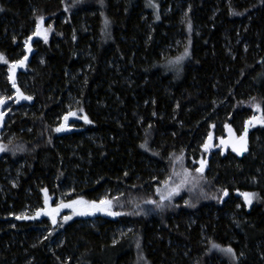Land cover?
I'll use <instances>...</instances> for the list:
<instances>
[{"label": "trees", "instance_id": "trees-1", "mask_svg": "<svg viewBox=\"0 0 264 264\" xmlns=\"http://www.w3.org/2000/svg\"><path fill=\"white\" fill-rule=\"evenodd\" d=\"M153 1L0 0V264H264V0Z\"/></svg>", "mask_w": 264, "mask_h": 264}, {"label": "rangeland", "instance_id": "rangeland-1", "mask_svg": "<svg viewBox=\"0 0 264 264\" xmlns=\"http://www.w3.org/2000/svg\"><path fill=\"white\" fill-rule=\"evenodd\" d=\"M150 4L152 5V7H154V1L153 0H150ZM184 59L181 60L179 63H175V66L177 69H179L182 64L185 62L186 60V56H183ZM176 61V60H175ZM14 67V66H13ZM14 86V85H13ZM16 104L15 100L14 99H11L8 100L6 103H4V107H5V111H4V114H1L0 115V119H2L6 114H8V112L11 110H13L14 108V105ZM8 111V112H6ZM1 121V120H0ZM251 124H250V127L251 128H254L256 126H261L262 124H264V122L262 121V114L260 111H257L255 116L253 117V119H251ZM213 135H211L210 138H208L207 142H206V145L211 143L212 144V148L216 149V148H220V146L218 145V141L216 139H213ZM224 138H227L226 137H220L219 139H224ZM43 197H44V206L43 208H56V207H61V212L58 213L55 217H53L51 219V222L53 224H56L59 222V220H64L65 218H68V220H71L73 218H77V217H82V216H90L92 214V203L90 202H86L84 199H77V200H74V201H71L69 202L68 204H52V198L48 197L47 195V192L43 191ZM244 198V202L246 203L247 207H249L250 203L248 202V200L250 198H252V195L248 198H246L245 196H243ZM251 201V199H250ZM75 202V203H74ZM95 204H100V201H95L94 202V205ZM42 208V209H43Z\"/></svg>", "mask_w": 264, "mask_h": 264}, {"label": "water", "instance_id": "water-1", "mask_svg": "<svg viewBox=\"0 0 264 264\" xmlns=\"http://www.w3.org/2000/svg\"><path fill=\"white\" fill-rule=\"evenodd\" d=\"M31 55V50H29V53L28 55L26 56V58L23 60L24 62H27V60L29 59ZM24 97H27L26 95L22 94V92L19 90V89H16V102L17 103H27V102H30V99H25ZM0 115H1V112H0ZM2 121H0V127L2 125L1 123ZM250 126L248 125L247 128H249ZM218 144L220 145V148H222L223 150H226L228 148H231L232 150L234 148L238 149L240 147V142L236 141L235 138H233L232 135H229L227 138H224V139H220L218 141ZM212 148V144L209 143L206 147V151L209 152ZM92 205V209L91 211H94L95 209V205L94 203L91 204ZM60 212V208H54V209H51V208H46L44 210H39V212L36 214L37 217L40 218V216H45L47 218H53L56 214H58Z\"/></svg>", "mask_w": 264, "mask_h": 264}, {"label": "snow or ice", "instance_id": "snow-or-ice-1", "mask_svg": "<svg viewBox=\"0 0 264 264\" xmlns=\"http://www.w3.org/2000/svg\"><path fill=\"white\" fill-rule=\"evenodd\" d=\"M107 23V22H106ZM191 26L189 25V28H190ZM187 51H185V56H187ZM0 59H2V57H0ZM184 59V57L183 56H181V57H178L177 58V60L175 61V63H179L181 60H183ZM25 99H31L30 97H24ZM85 119H86V117H85ZM56 131H61V129L60 128H57L56 129ZM5 149H4V147H0V151H4ZM197 171H200V169H197ZM225 195H227V192H225L224 193ZM251 195H253V194H248V193H245L244 194V196L246 197V198H248V197H250ZM248 202L250 203L251 201H250V199L248 200ZM75 203V202H74ZM103 203V202H102ZM108 203H111L110 201L108 202ZM109 214H113V213H109ZM226 251H228V252H232V249H227Z\"/></svg>", "mask_w": 264, "mask_h": 264}, {"label": "flooded vegetation", "instance_id": "flooded-vegetation-1", "mask_svg": "<svg viewBox=\"0 0 264 264\" xmlns=\"http://www.w3.org/2000/svg\"><path fill=\"white\" fill-rule=\"evenodd\" d=\"M2 122L4 121V117L2 118V119H0ZM1 122V123H2ZM3 127V123H2V125H1V127H0V130H1V128Z\"/></svg>", "mask_w": 264, "mask_h": 264}]
</instances>
